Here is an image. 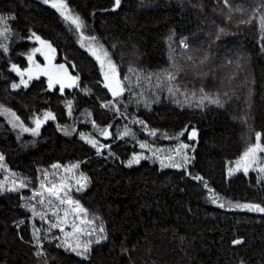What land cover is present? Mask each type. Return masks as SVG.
I'll return each instance as SVG.
<instances>
[{
  "label": "trees",
  "instance_id": "obj_1",
  "mask_svg": "<svg viewBox=\"0 0 264 264\" xmlns=\"http://www.w3.org/2000/svg\"><path fill=\"white\" fill-rule=\"evenodd\" d=\"M65 2L83 28L44 0H0V24L10 29L0 36L9 48H0V264H42L26 202L45 173L59 182L56 164L79 165L89 186L70 196L107 237L96 244L95 234L88 259L46 243L58 264H264V213L237 207H264V173L228 172L257 132L264 144V0H121L116 12L115 0ZM33 32L79 77L76 86L61 93L39 78L11 88L19 81L11 65L26 68ZM90 44L103 45L116 64L120 97L104 87ZM3 108L29 128L45 112L56 119L33 135L14 128ZM192 129L200 134L190 144ZM81 135L109 147L97 154ZM182 144L189 147L176 155ZM134 155L145 158L128 167ZM162 159L183 166L162 167ZM12 181L27 187L10 191Z\"/></svg>",
  "mask_w": 264,
  "mask_h": 264
},
{
  "label": "snow or ice",
  "instance_id": "obj_2",
  "mask_svg": "<svg viewBox=\"0 0 264 264\" xmlns=\"http://www.w3.org/2000/svg\"><path fill=\"white\" fill-rule=\"evenodd\" d=\"M44 3L51 4V7L56 9L61 17L64 20L70 21L72 25L75 26L77 30L84 27V21L78 14H74L70 9L69 5L65 2V0H44ZM224 3L227 5L228 0H224ZM121 4V0H115V7H119ZM14 19V17H12ZM6 18L0 17V23H4ZM261 27L264 30V16L261 17ZM10 31L9 27L5 23L4 28L0 31V36L7 38V33ZM223 31V29H221ZM32 37L39 43V47H34L30 53L27 55L28 60V67L21 69L16 64L11 65V71L15 72L17 76H19V82H14L11 84V88L13 90L23 88H28L30 81L34 79H39L41 76L47 77L48 81V88L53 89L56 85H59V90L63 93L66 87L71 88L77 85V81L79 79L78 76L71 75L65 64H55L53 63L55 59V52L56 49L52 47L51 43L41 39L39 35L35 32L32 33ZM82 41L84 39H88L90 41H96V37H81ZM83 46V44H82ZM0 48L3 49L4 53L9 51L7 44H0ZM89 51L91 54L96 58L97 61L100 63L101 71L104 76V87L107 88L114 98H118L125 92L126 88L123 84L122 80L119 77L117 72V66L113 63L112 59L109 57V53L103 48V45H99L98 47L89 45ZM40 54L44 57L45 63L41 64L38 63L35 59L37 54ZM74 67V66H73ZM131 71V69H130ZM175 77L169 76L168 79L172 80ZM125 80L128 77H124ZM168 91L175 94L172 88H169ZM213 103H219L218 100L212 101ZM104 107H109L108 104L103 105ZM2 107V106H0ZM67 108L68 114L71 115L72 111V101H67ZM4 112L10 113L11 116L14 118L12 121V126L19 127L23 132H31L33 135H38L41 125L48 120H55V115L51 112H45L43 117L35 116L33 122L35 124L34 128L25 127L24 123L20 121V118L16 115L15 112H12L11 109L3 108ZM116 111H119L117 108ZM138 123L143 124V121H138ZM66 134L67 130H65ZM103 136L108 137L110 135L107 129L102 130L101 133ZM129 130H125L123 133L124 136L129 135ZM152 135H155V131L152 132ZM183 135V133H181ZM197 133L193 130L189 136V139H194ZM82 139H85L89 144H91L94 148L97 149V154H100L101 149L104 147H109L108 145H99V142L91 137H86L81 135ZM262 134L257 132L255 134V143L249 145L247 149L243 152L242 156L239 160L236 161V168L237 170L243 169L245 174H247L249 168L256 166L258 161H260L261 157L259 156L260 153H264V144L261 143ZM140 147L147 148L148 145L145 143H141ZM187 144H182L180 149L176 151V155H180L181 151L185 148H188ZM145 157L141 155H134L131 160L128 161L127 166L131 167L133 164H139L141 159ZM165 159L168 161H174L173 156H168ZM4 157L0 155V168H3L4 165L2 161ZM189 162V157L187 155L183 156V164L186 165ZM162 167H175L180 168L183 165L181 163H165V161L161 160ZM53 168H60L61 166L56 164L52 166ZM78 164H74L69 168H66V172H73L74 169L78 168ZM259 172L264 173V165L259 166ZM231 171V170H230ZM197 180H202L203 178L200 176L194 177ZM47 181V183H46ZM14 187L9 189L10 191H16L17 188H25L27 184L20 182L19 184L16 181H12ZM77 191L82 190L87 186V177L81 176L79 179H76ZM207 187V185H205ZM2 187V185H0ZM38 191H35L33 194V198L39 197V204L46 205L48 208L53 209L52 215L56 216V222L50 224V229H59L61 233H63L64 241L63 246L66 250L70 249L74 252L77 256H80L84 259H88V254L91 250V245L93 243L92 240H88L87 242H81V235L84 236H93L97 232L101 235L96 236L95 243L99 244L102 240L107 239L105 235H103L105 229L103 226H100L98 229L94 227V219H88V213L85 208H83L78 200H74L70 195L69 192L71 191V186L68 183V179L65 177H61L59 182H52L48 179L47 173L44 175V179L40 182ZM216 202L215 200L213 201ZM221 208L224 207V204L221 203L219 205ZM30 211L33 215H38L41 220L47 221V213L46 212H37L35 205H30ZM237 207H243L248 209L249 211L260 212L264 213V207L260 204H245V205H237ZM63 212V215H58V213ZM69 217H72L70 220ZM98 219V218H96ZM65 226H70L71 231H65ZM40 230L37 228L33 235L37 240V247L39 245V236ZM57 239H59L57 237ZM74 241L75 243H72ZM234 243H241V241L236 240ZM58 247L60 245H57ZM37 255H42L41 252H37Z\"/></svg>",
  "mask_w": 264,
  "mask_h": 264
},
{
  "label": "rangeland",
  "instance_id": "obj_3",
  "mask_svg": "<svg viewBox=\"0 0 264 264\" xmlns=\"http://www.w3.org/2000/svg\"><path fill=\"white\" fill-rule=\"evenodd\" d=\"M3 28H4V25L0 24V31H2ZM32 41L34 43V47H39L40 46L39 43L35 40L34 37H32ZM182 48L184 50L187 49V47H186V45L184 43L182 44ZM35 59H36V61L38 63H41V64L45 63L44 57L41 56L39 53L36 55ZM53 63H55L57 65L60 64L57 61V53L56 52H55V59H54ZM65 66H66L68 72L71 75L76 76L66 64H65ZM26 67H28V60H27V66ZM40 78H45L46 81H47V77H45V76H41ZM34 80H32V81H34ZM32 81H30V83ZM47 83H48V81H47ZM54 89H59V85H56L51 90H54ZM68 89H70V88L66 87L64 89V91H66ZM259 156L261 157V159H260V161H258V164L256 166H253L252 168H249L248 172L251 171V170H258L259 166L264 165V153H260ZM65 169L66 168H58L56 170V172L61 177L67 175L66 178L68 179V183L71 186V191L69 192V195H70V193H72L74 190H77L78 185H76V179H79V177L81 176V174L76 173L75 169L73 170V172H66ZM0 170L4 171L5 169L3 167V168H0ZM241 171L244 172L242 168L239 169V170H237V168H236V161L230 163L229 168H228V172H229V175L230 176L233 175V174H235V173H237V172H241ZM87 186H89L88 179H87ZM87 186L85 188H83L82 190L84 191L87 188ZM38 190H40L39 189V186L35 190H33V193L31 195V203L26 202L28 206L35 205L37 212H46L47 213V221H45V220H41L38 215H33V213L31 212V215H32L33 220H34V221H32V223H33V226H32V234L34 233V231L37 228L40 230V232H39V236H40L39 245H40V247H37V240H36V238L33 235V240H34L33 243H34V246L36 248L35 255L38 256L37 255V252H41L42 253V255H39L38 256L39 258H42L43 259L42 262H41L42 264H58L59 263V260L57 258H55L53 255H50L49 256L44 251V247L46 246L45 245L46 243L51 244V243L57 242L55 244V247L61 248V249L65 250L67 253H72V254H75V253L72 252L70 249L66 250V248L63 246L64 236H63V233H61L59 229H51V230H49L50 229V224L51 223H55L57 217L52 215L53 209L48 208L46 205L39 204V199H40L39 197L33 198L34 192L35 191H38ZM58 215H61L62 216L63 215V212L61 211L60 213H58ZM69 219L71 220L72 217H69ZM34 222H36V224ZM65 231H71V227L70 226H65ZM94 236H95V234L93 236H84V235H81L80 239H81V242H87L88 240H91ZM57 237L59 239H57ZM72 243H75V242L72 241ZM57 245H60V246L58 247ZM89 254H88V256H89ZM78 257H80V256H78ZM80 258H82V257H80Z\"/></svg>",
  "mask_w": 264,
  "mask_h": 264
},
{
  "label": "water",
  "instance_id": "obj_4",
  "mask_svg": "<svg viewBox=\"0 0 264 264\" xmlns=\"http://www.w3.org/2000/svg\"><path fill=\"white\" fill-rule=\"evenodd\" d=\"M120 5H121V4H120ZM119 8H120V6L117 8V7H115V5H114V10H115V12H116L117 9H119ZM46 122H48V121H46ZM41 126H42V125H41ZM193 130H195V132L197 133V135H196V137H195L194 139H189V136H190V134H191V132H192ZM199 134H200V132H199L197 129H192V130L189 132V134H188V142H189L190 144H193V143L196 141V139L198 138Z\"/></svg>",
  "mask_w": 264,
  "mask_h": 264
}]
</instances>
